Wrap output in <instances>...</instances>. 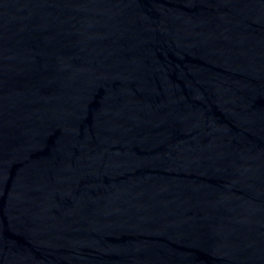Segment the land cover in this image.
Wrapping results in <instances>:
<instances>
[{
	"label": "water",
	"instance_id": "obj_1",
	"mask_svg": "<svg viewBox=\"0 0 264 264\" xmlns=\"http://www.w3.org/2000/svg\"><path fill=\"white\" fill-rule=\"evenodd\" d=\"M0 264H264V0H0Z\"/></svg>",
	"mask_w": 264,
	"mask_h": 264
}]
</instances>
